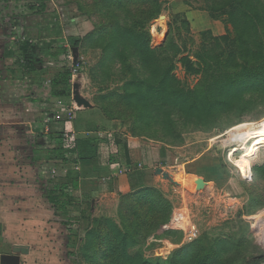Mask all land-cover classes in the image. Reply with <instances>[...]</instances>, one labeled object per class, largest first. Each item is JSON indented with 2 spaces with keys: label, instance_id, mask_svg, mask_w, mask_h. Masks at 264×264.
Segmentation results:
<instances>
[{
  "label": "rangeland",
  "instance_id": "obj_1",
  "mask_svg": "<svg viewBox=\"0 0 264 264\" xmlns=\"http://www.w3.org/2000/svg\"><path fill=\"white\" fill-rule=\"evenodd\" d=\"M232 1L222 2L227 12H221L223 8L216 10V16L226 22L227 29L222 34L226 36L222 39H215L217 35L213 33H205L202 25H191L186 13H176L177 6L160 12L144 28L145 39L147 32L150 34L151 47L163 55L168 53L172 58L174 76L170 80L171 88L176 85L179 94L182 91V99L176 107H170V117L177 121L174 122L177 125L174 130L167 128L166 105L159 104L156 134L137 137L163 147H180L174 148L181 156L178 159L175 155L167 157L166 153L156 150L158 157L169 158L171 162L182 163L187 157L194 158L203 152L201 159L195 162L197 164L187 165L186 169L197 172V167L216 162L222 171L217 175V181L203 184L182 168L178 176L174 174L175 181L167 183L168 199L172 204V209L168 210L162 207L159 211L151 210L148 201L138 203L123 193L116 197L99 196L98 202H92L91 198L84 205L87 212L78 210L72 215L75 219V228L70 234L72 246L67 244L51 249L63 260L62 264H169L171 261L172 264H254L257 255L264 253V135H261V140L253 135L255 127L264 125V44L256 49L255 41L261 38L260 34L241 31L242 15L237 26L232 23L228 14ZM191 2L194 7L203 5L202 0ZM17 3H21V7ZM42 3L44 0H0V34L8 48V53L0 52V64L9 66V73L0 72V79H30L37 84L45 79L53 81L57 76L64 81L61 73L67 67L71 70L73 62L69 56L74 60L82 59L79 52H68L74 46L82 50L80 45L85 39L79 35L65 39L58 48L60 55L57 58L42 51L45 46H42V38L36 31L38 26H42L40 17L45 11ZM82 3L86 5L87 2ZM84 8L88 12L94 11L91 10V2ZM151 15L144 12L147 18ZM27 17H31L30 24L21 22ZM22 26L28 29L33 39L29 53L24 56L21 50L11 48L15 44L11 36L17 35ZM52 28H55L54 24ZM6 41L10 43L5 44ZM3 44L0 47L4 48ZM254 51L258 52L256 57L252 56ZM232 53H237L232 61L233 64L238 63L236 70H231L228 75L220 73L217 63L227 62ZM239 53H248V56L243 57ZM185 55L199 63V73L186 72L185 65L179 60ZM100 58L85 53L82 67L77 73L71 72L60 87L69 91L71 96L86 98L89 95L93 99L102 90L119 92L115 95L117 97L113 96L110 106L119 118L129 117L122 123L129 130L135 113H138V104L134 105L130 100L134 91L144 94V106L149 98L157 94L165 98L166 94L155 91L160 86L152 89L138 85L135 89L125 90L130 80L121 68L106 71V75L112 72L113 77L112 83L107 85L110 79L104 70L98 68ZM232 84L237 86L238 93L232 89ZM123 92L130 93L129 100L125 99ZM196 92L202 99L201 104L195 103ZM42 93L45 94L44 91ZM43 94L42 97H49V94ZM71 96H68L69 101ZM67 106L61 103V110ZM258 129L263 131L264 127ZM109 138L116 143L125 140L121 136H107L103 142ZM183 145H187L186 150L182 149ZM104 150L106 158L112 159L113 151ZM63 153L66 154L65 151ZM146 154L150 157L153 153L147 151ZM46 168L44 175L48 173L45 177L48 182L54 169ZM184 175L188 177L183 179ZM97 192L103 191L99 189ZM92 204L93 209L90 210ZM61 218L63 224L70 221L66 216ZM187 244H191V251L182 254L180 251ZM93 253L99 256L96 262L90 259Z\"/></svg>",
  "mask_w": 264,
  "mask_h": 264
},
{
  "label": "crops",
  "instance_id": "obj_2",
  "mask_svg": "<svg viewBox=\"0 0 264 264\" xmlns=\"http://www.w3.org/2000/svg\"><path fill=\"white\" fill-rule=\"evenodd\" d=\"M82 1H86V5H82ZM97 1L44 0L45 11L39 16L42 26L36 30L42 38V46H45L42 51L57 58L60 55L58 48L65 39L79 35L86 41L81 42L82 50L74 46L75 52L102 56L103 47L97 41V25L106 17L98 10H83L90 2L92 8H97ZM202 1L203 5L194 7L191 0H159L161 12L177 6L176 13H186L191 25H202V30L217 36L224 34L226 24L214 18ZM124 2L127 0H119L118 7H123ZM129 2L134 7L137 4ZM20 4L17 3L19 7ZM83 17L86 18L82 20ZM30 18H22L21 22L30 24ZM53 24L55 28H52ZM25 30L22 26L17 35L11 36L12 43L15 42L12 49H19L18 40L33 41L28 29ZM4 41L0 34V46ZM7 50L5 46L0 47L3 54ZM54 53L59 54L52 56ZM120 68V63H117L113 69ZM0 72L9 73V66L0 64ZM111 83L108 81L107 85ZM60 85H55L51 79L37 84L30 79H0V264H7L8 256L16 257L15 264H62L63 260L51 249L67 244L72 246L70 234L75 228L72 215L78 210L87 212L84 205L91 198L92 202H98L99 196L116 197L144 186L155 187L170 198L167 183L175 181L174 174L178 176L182 168L203 184L217 181V175L222 172L216 162L197 167V172L186 169L187 165L200 160L203 152L194 158L187 157L182 163L158 157L156 150L166 153L167 157L172 154L176 159L181 158L179 152L174 151L176 146L163 147L145 142L146 139L141 140L132 134L131 128L128 130L123 126V120L105 108V90L93 99L89 95L86 98L71 96ZM42 94H49V97H42ZM68 96H71L70 101ZM61 103L68 106L61 110ZM107 136H121L125 140L116 143L109 138L103 142ZM83 143L86 145L82 146ZM186 148L187 145L182 146L183 150ZM104 149L113 151L112 159L106 158ZM64 151L66 154L62 155ZM147 151L153 153L152 156L148 157ZM46 167L56 170L48 182L45 180L48 173L44 175ZM175 169L180 172H175ZM55 184L66 193L53 191ZM99 189L103 192H97ZM54 192L61 195V209L50 201ZM91 207L90 210L93 204ZM63 216L70 220L67 224L62 223ZM257 257H264V253ZM258 264H264V260Z\"/></svg>",
  "mask_w": 264,
  "mask_h": 264
},
{
  "label": "trees",
  "instance_id": "obj_3",
  "mask_svg": "<svg viewBox=\"0 0 264 264\" xmlns=\"http://www.w3.org/2000/svg\"><path fill=\"white\" fill-rule=\"evenodd\" d=\"M118 1L119 0H102L101 2V0H98L97 8L94 6V8L91 9L102 12L106 17L103 22H99L97 25V32L99 34L97 41H99L103 47V54L99 60L98 68L101 71L104 70V74L106 75V71H112L115 64L120 63L121 69L123 72H126L125 74L130 80L126 85L125 90L127 89L129 91L131 88L135 89L138 85L152 89H156L158 86H160L161 88L155 91L166 94L165 98L159 94L149 98L147 102L148 104L144 106V94L140 92L135 93L134 91L131 99H129L132 100L134 105L138 104L136 105L138 113H135L133 117V125L131 127L132 134L147 135L150 137L156 134V128L158 127L157 122L160 115L159 104H161L163 107L166 105L167 111L165 113V118L167 128L174 130L173 128H176L177 126L176 124L174 125V122L177 121H175L173 117H170V115H172L170 107L171 105L173 107L178 105L182 99V91H180L179 94V88L177 89L176 85L172 86L171 88L170 80L174 76L172 58L168 57V53L163 55V53H159L157 49L152 48L150 45V34L147 32V37L145 39L144 31L145 25L161 12V4L159 0H140L138 2L137 0H127V2H124L123 7H118ZM129 1H134L133 3L137 4L134 7V5L129 4ZM204 2L206 9L214 18L223 20L222 18L216 16V10H221L222 8L224 9L226 7V5L224 6L222 3L223 0H204ZM244 2L243 0H233L228 7L230 9L228 14L232 23H234L236 26L238 21L241 20L240 15L244 17L239 23L241 31L243 30L246 34H260L261 38H256L255 41V45L257 47L256 49H259L258 46H261V43L264 44V1L244 0ZM98 5H101L102 7H98ZM243 6L245 9H243ZM223 9L221 12H227V9ZM145 11L150 15L152 14L151 17L147 18V16H144ZM145 18H147V21ZM225 36L226 35L217 36L215 39H222L225 38ZM75 44L77 45V43H74V45ZM17 45L22 51V54L26 55L30 51L32 42L29 39L20 40L18 41ZM58 54L59 53H54L52 56H57ZM236 54L237 53H232L229 55L227 62L221 59L222 61L217 63L220 73H227L228 75L231 70H236L238 63H232V61L235 60L234 55ZM247 54L248 53H239V55L243 57H246ZM257 54V51L252 52L253 57H256ZM179 60L185 65L186 72H200L201 67L197 61H192L191 58L186 55L180 57ZM116 61L118 62L115 63ZM25 62L27 63V61ZM70 75L71 70L67 67L66 70L61 73V76H64V81H61L56 76L53 80V83L55 85L62 84L67 81V77ZM106 76L108 77V80L110 79V81L113 79L112 72ZM152 77L155 78L152 80ZM233 86L234 85L232 84V89L238 93L237 86ZM118 93L119 92L112 93V91H108L104 95V98L106 99L105 108L110 114L118 115V113L113 111L112 107L110 106L111 100L114 99V97H117L115 95ZM123 93L124 95L122 93L121 94L125 96V99H128L130 93ZM194 100L196 104H201L202 99L199 96V92H196ZM162 113L164 114L163 111ZM120 119L123 121H128L129 117ZM62 155H64V153H62ZM54 186L55 187L52 189L53 191H64L63 188H59V186L56 184ZM64 192L66 193V190ZM123 195L132 197L138 203L148 201L149 208L154 211H159L161 207L165 210L172 209L170 200L159 189L152 186H144ZM50 201L58 205V208H62L61 195L55 192L52 193L50 196ZM190 246L191 244L183 246L184 248L180 252L182 254L190 253ZM90 259H95L96 262L98 261L99 256L93 253V256H91ZM261 260H264V258ZM261 260L257 259L254 264H258L261 262ZM169 264H172V261Z\"/></svg>",
  "mask_w": 264,
  "mask_h": 264
},
{
  "label": "built area",
  "instance_id": "obj_4",
  "mask_svg": "<svg viewBox=\"0 0 264 264\" xmlns=\"http://www.w3.org/2000/svg\"><path fill=\"white\" fill-rule=\"evenodd\" d=\"M70 54L71 53H75V51L71 48V51L69 50L68 51ZM82 59H79V58H77V59H75L74 60V58H73V56H69V59H71V60H73V62H72V64H71V72H73V73H77L78 72V70L82 67V63H83V55H81L80 56ZM129 169L127 168V170L126 171H128ZM53 172H54V174H56V170L54 169L53 170Z\"/></svg>",
  "mask_w": 264,
  "mask_h": 264
},
{
  "label": "bare ground",
  "instance_id": "obj_5",
  "mask_svg": "<svg viewBox=\"0 0 264 264\" xmlns=\"http://www.w3.org/2000/svg\"><path fill=\"white\" fill-rule=\"evenodd\" d=\"M260 127H264V125H262V126H258V127H255L254 128V130H253V135H254V137H255V139H259V140H261V135H264V130L263 131H260L258 128H260ZM182 177V176H181ZM188 176H186V175H184L183 176V179L184 178H187Z\"/></svg>",
  "mask_w": 264,
  "mask_h": 264
},
{
  "label": "water",
  "instance_id": "obj_6",
  "mask_svg": "<svg viewBox=\"0 0 264 264\" xmlns=\"http://www.w3.org/2000/svg\"><path fill=\"white\" fill-rule=\"evenodd\" d=\"M16 257L15 256H8L7 257V264H15Z\"/></svg>",
  "mask_w": 264,
  "mask_h": 264
}]
</instances>
